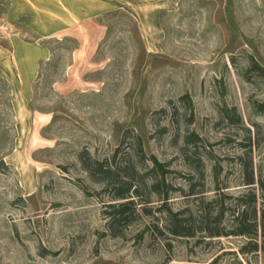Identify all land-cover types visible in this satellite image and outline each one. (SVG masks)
Returning a JSON list of instances; mask_svg holds the SVG:
<instances>
[{
    "label": "rangeland",
    "instance_id": "rangeland-1",
    "mask_svg": "<svg viewBox=\"0 0 264 264\" xmlns=\"http://www.w3.org/2000/svg\"><path fill=\"white\" fill-rule=\"evenodd\" d=\"M175 2L111 0L113 9L97 17L105 31L98 44H79L74 30L43 39L51 54L29 81L1 44L0 264H264L259 229L255 238L199 229L180 236L156 212L160 233L152 215L113 233L104 184L83 168L82 158H110L117 147L116 160L126 157L137 134L146 154L172 170L171 208L197 216L199 197L185 195L187 176L194 174L205 198L213 196L212 150L228 195L226 230L241 209L235 198L249 190L247 159L258 212L264 208V111L257 109L264 70L253 67L264 68V0ZM87 28L80 34L88 36ZM10 61L9 75L2 64ZM191 131L202 138L196 148L184 142ZM249 242L257 248L243 249Z\"/></svg>",
    "mask_w": 264,
    "mask_h": 264
},
{
    "label": "trees",
    "instance_id": "trees-1",
    "mask_svg": "<svg viewBox=\"0 0 264 264\" xmlns=\"http://www.w3.org/2000/svg\"><path fill=\"white\" fill-rule=\"evenodd\" d=\"M253 67L257 70H264L259 64L254 62ZM188 98L184 95L181 99ZM259 111H264V104H257ZM231 119L240 121V116H235ZM192 119L190 114L189 121ZM129 130L125 131L128 134ZM197 141H202V138L197 132L191 131L184 136L186 144H193L197 147ZM206 145V144H205ZM208 145V144H207ZM246 144V146H248ZM119 147H117L110 158L106 157L103 160L88 161L82 158L83 168L88 172L89 177L95 182L104 184L103 190L106 192L109 201L106 202L104 213L107 215V224L113 233L117 232V226L128 224L131 221L141 218L142 216H151V224L153 228L160 233L161 228H158V219L161 216L156 212H164L165 222L164 227L168 232L180 236H192L195 229L204 230L207 236H224V235H243L250 238H255L258 229L264 235V208L257 209L256 192L251 189L254 183L252 172V160L247 159L242 165L243 181L248 185V192L242 196L235 198V206L241 207L232 220L234 226L231 230H226L222 224L225 212L228 209L225 206L224 198L228 195L224 194L220 180L222 165L220 157L212 152L207 151V155L213 160L211 165L212 181L214 184L213 196L209 199L205 198V190L199 188L196 181H193L194 174H189L187 180L189 187L185 195H196L199 200L200 212L194 216L189 212L188 208L182 210H173L170 206V194L174 187L167 181V175L172 170L166 168V163L161 162L153 154H146L143 149V143L139 135H135V143L129 151L126 152V157L116 160ZM249 151V150H248ZM248 153V152H246ZM188 159V158H187ZM199 176L203 175L197 166L193 167ZM262 185V183H261ZM203 186V184H202ZM184 192L183 188H178ZM89 193L87 190H85ZM157 198L156 204L152 198ZM185 211L188 214L182 215ZM249 250L257 248V242L251 243L243 247Z\"/></svg>",
    "mask_w": 264,
    "mask_h": 264
},
{
    "label": "crops",
    "instance_id": "crops-1",
    "mask_svg": "<svg viewBox=\"0 0 264 264\" xmlns=\"http://www.w3.org/2000/svg\"><path fill=\"white\" fill-rule=\"evenodd\" d=\"M110 1L0 0V48H3L1 44H7L6 50L16 61V70L19 69L18 64H22L20 75L29 81L36 75L38 62L51 54L43 45V39L59 38L74 30L79 33V44H98L105 31L97 17L113 9L109 6ZM162 1L168 2L171 8L176 4V0ZM157 9L159 11L162 7ZM21 19L24 20L23 25L19 23ZM83 24L88 26V36L81 35ZM27 33L35 37L28 40L23 35ZM9 63L7 66L4 62L2 67L10 75L13 66L12 61Z\"/></svg>",
    "mask_w": 264,
    "mask_h": 264
}]
</instances>
